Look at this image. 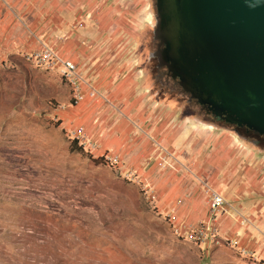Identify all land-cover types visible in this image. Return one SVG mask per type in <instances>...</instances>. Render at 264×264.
I'll use <instances>...</instances> for the list:
<instances>
[{
  "label": "rangeland",
  "instance_id": "374dc122",
  "mask_svg": "<svg viewBox=\"0 0 264 264\" xmlns=\"http://www.w3.org/2000/svg\"><path fill=\"white\" fill-rule=\"evenodd\" d=\"M130 2L131 9L127 8L143 32L140 46L129 57L139 58L142 65L146 61L153 69L149 55L157 45L154 23L148 22H153L152 0ZM96 21L93 13H84L78 31L90 35ZM48 48L19 57L0 56V264H264L254 250L264 241V218L241 223L249 216L251 203L264 198V193L255 192V185L244 180L236 194H223L218 187L227 204L210 214L208 220L212 218L214 225L206 241L177 236L178 224L158 209L154 193L138 171L128 167L127 157L110 154L116 152L102 136L120 122L140 124L143 119L144 123L152 111L158 113L156 122L164 116L179 122L184 114L177 107L148 105L147 93L142 92L143 111L136 115L121 99L101 89L96 90L100 108L91 124L78 122V109L70 106L77 101L74 85L49 72L59 65L47 60ZM79 62L82 73L78 71L89 80V60ZM152 80L161 89L159 79L152 75ZM186 113L212 122L200 115L195 103ZM80 123L91 134L93 148L78 141ZM140 127L155 143L153 130ZM74 139L83 151L73 150ZM162 156V165L170 167L171 154L163 149ZM260 157L264 159V149ZM260 167L259 185L264 183V163ZM208 188L211 193L213 188Z\"/></svg>",
  "mask_w": 264,
  "mask_h": 264
},
{
  "label": "crops",
  "instance_id": "0c3cea01",
  "mask_svg": "<svg viewBox=\"0 0 264 264\" xmlns=\"http://www.w3.org/2000/svg\"><path fill=\"white\" fill-rule=\"evenodd\" d=\"M84 2L87 8L83 7ZM109 2L5 0L0 3V56L19 57L25 52H35L48 46L79 66L81 73L79 60H89L93 82L83 75L88 83L97 91L103 89L110 96L121 99L131 111L135 110L136 115L143 111L142 92L147 93L148 105L163 107L164 104L150 94L140 59L129 57L132 50L140 46L138 38L143 32L135 20L136 15L130 10V0H113L112 5ZM89 11L97 18L96 28L91 29L90 35L78 31L79 20ZM88 39H91V44L86 42ZM131 39L135 40L132 44ZM65 71L62 65L49 69L60 80ZM83 89L85 100L70 106L78 109V122L89 121L91 124L100 104L95 101L97 96H89L88 86ZM132 97L133 101L130 100ZM74 114L69 111L70 117H75ZM154 114L156 112L152 111L140 124L120 122L111 131H106L102 140L107 147L115 150L116 153L110 154L127 157L128 167L138 171L154 193L158 209L167 214L172 222L196 226L208 220L211 214L209 186L218 191V187L223 188V194H236L241 192L244 180L255 185V192L264 193L260 187L264 183L259 185V175L263 171L260 164L264 163V159L250 141L240 137L233 129L198 121L193 116L180 114L179 122L173 121L174 117L167 120L168 116H164L156 122L158 113L151 119ZM142 124L153 130L155 143L150 135L140 131H144L140 127ZM78 127H83L87 136L92 138L84 123L78 124ZM94 146L95 143L88 147ZM163 149L171 154L170 167L162 165ZM237 185L238 190L233 191ZM243 218L242 225L252 219L262 220L264 198L251 203L249 216ZM263 244L264 241H261L254 250L258 260L264 261Z\"/></svg>",
  "mask_w": 264,
  "mask_h": 264
},
{
  "label": "water",
  "instance_id": "95a60500",
  "mask_svg": "<svg viewBox=\"0 0 264 264\" xmlns=\"http://www.w3.org/2000/svg\"><path fill=\"white\" fill-rule=\"evenodd\" d=\"M156 9L150 58L218 120L264 137V0H156Z\"/></svg>",
  "mask_w": 264,
  "mask_h": 264
},
{
  "label": "flooded vegetation",
  "instance_id": "af4514ba",
  "mask_svg": "<svg viewBox=\"0 0 264 264\" xmlns=\"http://www.w3.org/2000/svg\"><path fill=\"white\" fill-rule=\"evenodd\" d=\"M152 11H153L152 12L153 22L151 21V25L155 23V18L157 16L156 0H152ZM153 30H154V26H153ZM145 37H146L145 41H147V39L149 38L148 34ZM153 41L157 45V40L154 39V34H153ZM149 59L154 61L155 63L154 68L148 69V64L145 61L143 62V69L145 72L146 85L150 89V94L155 99H157L159 102H161L164 105H167L170 107H177L178 109L181 110V113L184 114L183 116H192L191 114L186 113V108L192 107V105L195 103L197 107L199 108L200 115L203 114L204 117L210 119L216 125L225 124L228 127H231V129L236 131V133L240 137H242L245 140L250 141L257 149L259 150L264 149V137L263 136L256 133L254 130L249 129L247 126L233 125V124L227 123L224 120H218L214 115L209 113L206 108L198 104L195 99H192L191 96L182 89L179 83V80L173 79L166 68L158 67L157 66L158 61L156 58H149ZM152 75L154 78L159 79V83L162 86L161 89L155 88L154 80L151 81ZM183 95H185V98L183 97ZM184 101L186 102L184 103Z\"/></svg>",
  "mask_w": 264,
  "mask_h": 264
},
{
  "label": "built area",
  "instance_id": "2783aa9c",
  "mask_svg": "<svg viewBox=\"0 0 264 264\" xmlns=\"http://www.w3.org/2000/svg\"><path fill=\"white\" fill-rule=\"evenodd\" d=\"M46 58L50 63L54 65H63L66 69L64 72V76L74 85L75 88V98L77 99L76 104L82 102L86 98V93L83 89L84 86H88L89 88V96L95 97L97 95V91L93 88L88 81L80 74L78 71V66L72 61L64 59L59 53L55 52L53 49L48 48L46 50ZM78 141L83 145H88L92 143L89 140V137L85 133L83 127L76 128ZM227 204V200L224 195L214 189L211 191L210 198V211L212 215H215L216 212L223 208ZM212 225H214L212 218L207 221H202L201 224L193 227L183 228L181 225L175 227V234L181 237L191 238L192 240L204 242L206 238L209 236V232L212 229Z\"/></svg>",
  "mask_w": 264,
  "mask_h": 264
},
{
  "label": "trees",
  "instance_id": "16d2710c",
  "mask_svg": "<svg viewBox=\"0 0 264 264\" xmlns=\"http://www.w3.org/2000/svg\"><path fill=\"white\" fill-rule=\"evenodd\" d=\"M73 144H74V146H76V147H73V150H79V151H83L84 150V148L80 145V146H78L77 144V139H74L73 140ZM96 161L97 162H100V159H96Z\"/></svg>",
  "mask_w": 264,
  "mask_h": 264
}]
</instances>
